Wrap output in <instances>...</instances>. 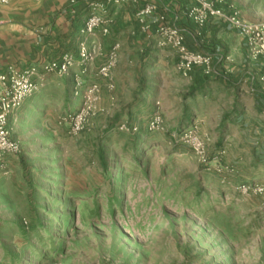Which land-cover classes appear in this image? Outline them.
<instances>
[{
    "label": "rangeland",
    "instance_id": "obj_1",
    "mask_svg": "<svg viewBox=\"0 0 264 264\" xmlns=\"http://www.w3.org/2000/svg\"><path fill=\"white\" fill-rule=\"evenodd\" d=\"M156 52L137 47L126 61L154 68L138 83L135 113L122 100L105 118L97 104L77 135L57 126L61 115L9 126L22 155L0 176V264H264V139L257 158L251 145L228 147L225 133L217 141L197 124L166 122L159 108L172 97ZM155 113L163 132L146 129ZM192 127L204 163L178 142Z\"/></svg>",
    "mask_w": 264,
    "mask_h": 264
},
{
    "label": "crops",
    "instance_id": "obj_2",
    "mask_svg": "<svg viewBox=\"0 0 264 264\" xmlns=\"http://www.w3.org/2000/svg\"><path fill=\"white\" fill-rule=\"evenodd\" d=\"M105 2L13 0L0 5V72H5L8 67L41 70L45 64L59 61L65 54L77 60L78 45L83 39L80 29L89 16V5ZM231 3L235 7L225 9L216 3V8L227 14L237 13L245 22L264 23V10L256 0H232ZM148 4L158 8L157 16H162L164 21L152 24L145 35L138 29L135 13ZM187 6L188 0H138L134 5L108 6L105 17L112 23L110 34L102 36L96 30L87 38L90 45L94 43L98 47V57L86 66L82 79L86 85L99 83L98 108L105 118L110 108L122 100H128L126 115L135 113L133 102L140 91L138 83L142 80L151 82L154 68H150V64H127L126 61L135 60L137 47L144 52L150 48L156 50L159 64L154 66L159 74L157 77H162L164 82L158 85L162 86V92L166 91L167 96L172 97V102L168 101L159 108L166 122L176 118L186 124H197L200 132L211 133L217 141L220 134L225 133L228 147L239 151L240 144L251 145L258 158L264 151H256L263 146L264 139V55L256 60L249 59L243 38L218 19L197 28L183 16ZM160 25L182 29L187 48L211 57L213 73L206 76L200 67H195L188 78L182 77L176 70V52L170 48L159 49L156 45L153 33ZM126 33L129 39L125 38ZM115 43H120L121 50L119 62L112 72L113 88L110 90L107 82L97 79L96 73ZM81 70L76 64L68 76L37 78L38 91L10 116L9 126L34 123L37 117L40 120L56 117V123L57 116L77 111L80 101L72 93L73 75ZM129 103H133L132 106ZM112 117L116 119L115 115ZM151 117L152 114L149 119ZM221 144L220 139L219 149L227 147ZM18 158H9V174L0 176L8 177L12 167L10 159L15 161ZM234 158L241 162L243 157L240 154Z\"/></svg>",
    "mask_w": 264,
    "mask_h": 264
},
{
    "label": "built area",
    "instance_id": "obj_3",
    "mask_svg": "<svg viewBox=\"0 0 264 264\" xmlns=\"http://www.w3.org/2000/svg\"><path fill=\"white\" fill-rule=\"evenodd\" d=\"M13 0H0V5H7ZM138 0H106L105 3H91L90 13L87 20L80 29L83 37L78 45V59L65 54L59 61L47 63L40 70L30 67L18 70L8 67L5 72H0V174H9L7 160L18 158L22 154L20 144L11 138L9 129V118L19 110L25 100L38 91L36 79L44 75H56L65 77L70 75L73 67L78 64L82 70L73 75V96L79 99V109L75 112H66L58 118L57 126L65 127L72 135L82 132L87 119L94 113L100 99V85L98 82L86 85L82 77L86 74V66L92 64L98 57V47L88 42V37L96 30L102 36H107L109 23L105 17L107 7H118L122 5H134ZM158 8L153 4L145 5L135 13V20L142 34L148 35L152 24H161L162 16H157ZM183 16L197 28H203L212 19H218L232 30H235L245 42L247 57L256 60L264 55V23H249L241 20L237 13L227 14L216 8V2L212 0H188V6ZM151 19V20H150ZM150 20V21H149ZM156 45L159 49L170 48L177 54V72L184 78H188L193 68L200 67L206 76L213 73L212 59L210 56L194 52L187 48L185 43V32L174 26H158L154 33ZM121 46L115 43L109 50L104 62L98 68L96 77L105 81L108 88L111 84L112 72L119 62ZM125 124L120 125V130H125ZM146 129L150 133L163 132L164 121L159 113H155L148 120ZM136 131V129H133ZM196 128H187L178 134V142L187 145L193 153L205 162L206 150L202 140L195 132ZM245 191L246 188H243Z\"/></svg>",
    "mask_w": 264,
    "mask_h": 264
},
{
    "label": "trees",
    "instance_id": "obj_4",
    "mask_svg": "<svg viewBox=\"0 0 264 264\" xmlns=\"http://www.w3.org/2000/svg\"><path fill=\"white\" fill-rule=\"evenodd\" d=\"M19 157H21V156H19Z\"/></svg>",
    "mask_w": 264,
    "mask_h": 264
}]
</instances>
